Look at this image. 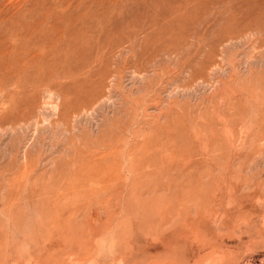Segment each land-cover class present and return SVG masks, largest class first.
<instances>
[{"label":"rangeland","instance_id":"rangeland-1","mask_svg":"<svg viewBox=\"0 0 264 264\" xmlns=\"http://www.w3.org/2000/svg\"><path fill=\"white\" fill-rule=\"evenodd\" d=\"M0 264H264V0H0Z\"/></svg>","mask_w":264,"mask_h":264}]
</instances>
